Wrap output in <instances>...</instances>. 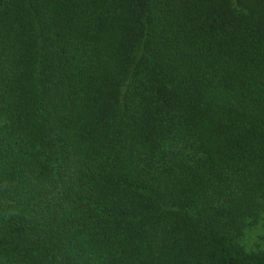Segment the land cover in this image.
Returning <instances> with one entry per match:
<instances>
[{"label":"trees","instance_id":"16d2710c","mask_svg":"<svg viewBox=\"0 0 264 264\" xmlns=\"http://www.w3.org/2000/svg\"><path fill=\"white\" fill-rule=\"evenodd\" d=\"M264 0H0V264H264Z\"/></svg>","mask_w":264,"mask_h":264},{"label":"rangeland","instance_id":"374dc122","mask_svg":"<svg viewBox=\"0 0 264 264\" xmlns=\"http://www.w3.org/2000/svg\"><path fill=\"white\" fill-rule=\"evenodd\" d=\"M240 242L247 250L264 248V217L245 228Z\"/></svg>","mask_w":264,"mask_h":264}]
</instances>
